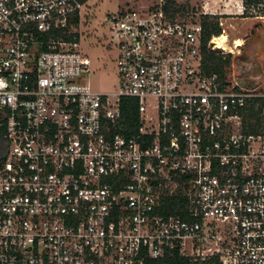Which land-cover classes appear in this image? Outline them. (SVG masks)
Listing matches in <instances>:
<instances>
[{
	"label": "built area",
	"instance_id": "obj_1",
	"mask_svg": "<svg viewBox=\"0 0 264 264\" xmlns=\"http://www.w3.org/2000/svg\"><path fill=\"white\" fill-rule=\"evenodd\" d=\"M88 1L0 0V264H264V81L205 74L156 0L107 14L96 92Z\"/></svg>",
	"mask_w": 264,
	"mask_h": 264
},
{
	"label": "rangeland",
	"instance_id": "obj_2",
	"mask_svg": "<svg viewBox=\"0 0 264 264\" xmlns=\"http://www.w3.org/2000/svg\"><path fill=\"white\" fill-rule=\"evenodd\" d=\"M154 2L156 0L88 1L83 18V29L87 36L81 45L91 61L87 83L94 91L112 93L118 85L114 51L105 47L110 40L107 14L131 7L149 6ZM189 6L184 13L187 20L201 25L202 17H217L221 34L225 33L227 37V48H211L208 45L206 48L218 51L217 55L224 57L231 55L226 79L241 88L260 85L264 81V22L253 21L252 18L261 17L264 21V0L255 8H246L243 0L242 7L241 0H190ZM237 41H241V44L235 47Z\"/></svg>",
	"mask_w": 264,
	"mask_h": 264
},
{
	"label": "trees",
	"instance_id": "obj_3",
	"mask_svg": "<svg viewBox=\"0 0 264 264\" xmlns=\"http://www.w3.org/2000/svg\"><path fill=\"white\" fill-rule=\"evenodd\" d=\"M259 0H243L244 6L246 8L252 5H257ZM190 6L188 3L176 4L172 0H167L166 4L163 6V11L171 19L182 16L185 12L189 10ZM247 10V9H245ZM244 14V13H243ZM202 26V39H201V67L202 71L207 75L215 74L218 79L225 84L229 81L226 79L227 68L230 65L231 55H217L218 51L210 50L206 48L207 42L212 37H217L221 34V28L218 25L217 17L204 16L201 21ZM136 108V102L132 99L122 100V110H127L131 118H134ZM0 149L4 150V141L0 139ZM0 151V152H1ZM2 153V152H1ZM0 153V154H1ZM2 155V154H1Z\"/></svg>",
	"mask_w": 264,
	"mask_h": 264
},
{
	"label": "bare ground",
	"instance_id": "obj_4",
	"mask_svg": "<svg viewBox=\"0 0 264 264\" xmlns=\"http://www.w3.org/2000/svg\"><path fill=\"white\" fill-rule=\"evenodd\" d=\"M213 16H215V15H213ZM226 42H227V37H226L225 33L220 34V36H218V37L215 36L213 38V43L217 44V46H216L217 48L226 49L227 48ZM240 44H241V41H237L234 46L238 47Z\"/></svg>",
	"mask_w": 264,
	"mask_h": 264
},
{
	"label": "crops",
	"instance_id": "obj_5",
	"mask_svg": "<svg viewBox=\"0 0 264 264\" xmlns=\"http://www.w3.org/2000/svg\"><path fill=\"white\" fill-rule=\"evenodd\" d=\"M252 20H253V21L260 20V22H264V21H262L263 19H261V17H255V18H252ZM257 22H259V21H257Z\"/></svg>",
	"mask_w": 264,
	"mask_h": 264
}]
</instances>
